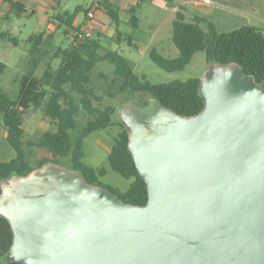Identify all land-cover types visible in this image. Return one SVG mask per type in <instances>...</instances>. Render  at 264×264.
Masks as SVG:
<instances>
[{
	"label": "water",
	"instance_id": "water-1",
	"mask_svg": "<svg viewBox=\"0 0 264 264\" xmlns=\"http://www.w3.org/2000/svg\"><path fill=\"white\" fill-rule=\"evenodd\" d=\"M200 80L197 115L119 110L144 206L53 162L2 180L8 264H264V87L238 63Z\"/></svg>",
	"mask_w": 264,
	"mask_h": 264
},
{
	"label": "trees",
	"instance_id": "trees-1",
	"mask_svg": "<svg viewBox=\"0 0 264 264\" xmlns=\"http://www.w3.org/2000/svg\"><path fill=\"white\" fill-rule=\"evenodd\" d=\"M4 1L10 5L11 13L18 16L27 13L25 4L15 0ZM54 1L60 3L63 0ZM168 1L172 3L173 0ZM101 4L115 24L116 40L122 41L125 33L120 30L118 9L106 1L99 3L97 9ZM80 10L52 16V22L59 23L58 29L65 25L73 36L79 30L74 29L73 23ZM88 13L87 10L86 16ZM137 22L139 19L136 17L132 21L135 28L139 27ZM201 23H207L208 31L201 28ZM94 36L79 44L72 39L69 47L59 46L55 51L51 50L53 34L45 32L30 37L29 71L21 80L19 96L11 99L0 93V134L3 128L7 131L8 141L17 154L10 162H0V182L13 175L25 176L49 162L58 164V160L68 158L73 170L81 173L89 184L104 186L101 180L109 170L107 167L92 168L84 162L85 139L93 133L108 132L114 126L117 108L106 101L116 100L124 94L147 96L139 102L142 106L152 98L158 99L184 116H194L203 111L205 104L199 93L200 78L151 83L145 76H137L131 62L117 51L108 50L102 55L101 34L94 32ZM1 38L18 46V39L9 34H3ZM127 40L133 45L132 37H127ZM173 42L179 50L177 58L164 57L156 49L150 53L152 61L166 72L183 71L196 53L204 52L212 65L240 64L246 74L253 75L257 84L264 87V34L259 28L243 26L230 32H220L205 17H196L188 22L184 9L180 8L173 22ZM51 54L53 58L61 59L59 68L54 69L48 63L42 77H37V69ZM108 64L114 68L110 69ZM30 109L41 110L56 128L26 143L24 118ZM81 115L86 124L79 130L78 118ZM118 127L119 131L111 142L109 166L132 182L124 192L106 187L124 202L144 206L148 201V187L128 150L129 134L121 120ZM32 146L48 154L34 166L28 155ZM4 256L9 262V251L0 255V259Z\"/></svg>",
	"mask_w": 264,
	"mask_h": 264
},
{
	"label": "rangeland",
	"instance_id": "rangeland-1",
	"mask_svg": "<svg viewBox=\"0 0 264 264\" xmlns=\"http://www.w3.org/2000/svg\"><path fill=\"white\" fill-rule=\"evenodd\" d=\"M94 1L63 0L60 11L65 8L66 12L74 13L78 8H81L73 23L74 29L81 30L87 18V10L89 12L94 10V19H96L98 9L94 8ZM180 1L177 0V2ZM212 1L219 5L211 4L195 9L210 20V16L213 18L214 15L219 24L216 26L217 30L220 32H230L249 24L259 26L255 18H264V0ZM29 6V12L18 16L11 12H6L5 6L0 5V93L6 94L11 99H16L19 96L21 80L29 71L30 50L32 47L29 42L30 37L35 34L45 33L48 30V21L44 17L46 7L41 0L29 2ZM32 9L35 10V15L31 14ZM172 9L173 6H169L168 10H164L149 0L142 2L139 11L140 26L138 28L130 27L125 29L122 41L116 40L117 34L101 33L103 48L100 53L103 55L108 50L117 51L131 62L134 73L137 76H145L147 80L154 84L201 78L212 67L204 52L196 53L190 64L183 71L173 73L161 69L150 57V53L154 49L164 57L177 58L179 56V50L173 42V22L176 20L177 12ZM49 13L53 17L57 16L56 9L50 10ZM185 14L188 17L187 21L192 22L191 15ZM56 25H59V23H56ZM200 26L203 30L208 31L207 23H201ZM53 29L54 37L51 41V50L55 51L59 46L62 48L69 47L72 43V34H69L71 30L65 25H62L60 29L56 26ZM3 34H9L13 38L18 39V46L2 39L1 36ZM129 36L134 39L133 45H130L127 40ZM48 63L58 69L61 59L53 58V54H51L46 62L37 69V77H42ZM108 67L110 69L114 68L110 64H108ZM146 97L127 93L119 96L116 100H107L106 103H110L117 108V114L113 119L114 126L108 132L93 133L85 139L86 156L84 162L92 168L107 167L109 170L108 174L101 180L104 186L117 188L123 192L130 187L132 180L122 177L119 172L110 168L108 156L112 147V138L119 131V110L130 101L141 102ZM0 123H2V120H0ZM85 124V118L81 115L78 118V129L81 130ZM55 128L56 126L51 119L46 117L39 109H30L25 114L24 130L26 143L38 139L44 132L55 130ZM28 155L33 166L39 160L48 156L45 150L34 146L30 148ZM58 165L68 170H73L72 162L68 158L58 160Z\"/></svg>",
	"mask_w": 264,
	"mask_h": 264
},
{
	"label": "crops",
	"instance_id": "crops-1",
	"mask_svg": "<svg viewBox=\"0 0 264 264\" xmlns=\"http://www.w3.org/2000/svg\"><path fill=\"white\" fill-rule=\"evenodd\" d=\"M15 1L25 4L27 12H29L30 10L29 2L31 1L35 2L37 0H15ZM104 1H106L109 4L114 5L118 9V16L121 22L120 30L122 32L125 33V29H128L130 27L135 28L132 25V21L136 17L139 19V22H137V24L138 26H140L141 19L139 18V11H140L142 2H145L147 0H95L94 5L96 3L99 4ZM149 1H151L156 6L163 8L164 10H168L169 6H173L172 10L174 12H178L180 8H183L185 13L191 15L192 17L191 21H194L196 17H205L201 15L199 11L196 10L195 8H202L205 5H211V4L219 5V4L214 3L212 0H211V3H205L203 0H181L180 2H177V0H173L172 3H169L168 0H149ZM41 2L46 7V10L44 11V17L48 21V30L46 31V34H53V30H54L53 27L54 28L55 26L58 27V25H56V22L55 23L52 22V19H51L52 15L51 13H49V11L52 9H56L57 15L65 14L66 13V11L64 10L65 8L62 9L63 12L60 11L62 8L63 1L58 3L54 0H50V1L41 0ZM1 4L5 6L6 12H10V5L8 3H6L4 0H0V5ZM35 13H36L35 10L32 9L31 14L35 15ZM210 17L216 26L219 25L214 15H213V18L212 16ZM186 18L188 17L186 16ZM255 19L257 20L259 26H254L251 24L247 26H253V27L259 28L264 34V18L257 17ZM93 28H94V32H98L100 34L101 33H104V34L106 33L109 35L117 34L115 24L110 19L109 15L107 14L106 8L102 4H101V8L98 9L96 13V19H94L93 21ZM7 136H8L7 131L3 128L0 134V162H10L14 158H16V155H17L16 151L9 143ZM13 238L14 236H13L9 221L5 219L4 217L0 216V255L2 254L5 255L11 249V246L13 244ZM0 264H8L6 256L0 259Z\"/></svg>",
	"mask_w": 264,
	"mask_h": 264
},
{
	"label": "built area",
	"instance_id": "built-area-1",
	"mask_svg": "<svg viewBox=\"0 0 264 264\" xmlns=\"http://www.w3.org/2000/svg\"><path fill=\"white\" fill-rule=\"evenodd\" d=\"M205 3H211V0H203ZM94 8H99V4L96 3ZM95 18L94 10L90 11L87 15L84 27L78 32H74L72 39L76 40V44L82 43L87 39H90L94 36L93 21Z\"/></svg>",
	"mask_w": 264,
	"mask_h": 264
}]
</instances>
